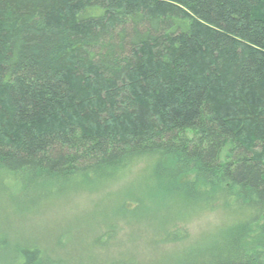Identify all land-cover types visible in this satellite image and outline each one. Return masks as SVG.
Listing matches in <instances>:
<instances>
[{
  "label": "trees",
  "instance_id": "1",
  "mask_svg": "<svg viewBox=\"0 0 264 264\" xmlns=\"http://www.w3.org/2000/svg\"><path fill=\"white\" fill-rule=\"evenodd\" d=\"M0 179L19 211L127 179L110 232L222 217L155 264H264V0H0Z\"/></svg>",
  "mask_w": 264,
  "mask_h": 264
},
{
  "label": "rangeland",
  "instance_id": "2",
  "mask_svg": "<svg viewBox=\"0 0 264 264\" xmlns=\"http://www.w3.org/2000/svg\"><path fill=\"white\" fill-rule=\"evenodd\" d=\"M126 181L19 211L11 203L17 189L11 180L0 179V244L6 243V250L7 245L9 250L14 245L39 247L65 264H120L126 259L155 264L161 256L197 243L223 223L218 213L201 215L185 226L186 241L158 244L144 231L146 223L119 224L110 232L107 225L123 200ZM7 252L0 253V264L12 263Z\"/></svg>",
  "mask_w": 264,
  "mask_h": 264
}]
</instances>
